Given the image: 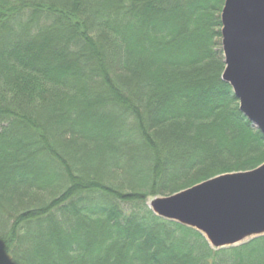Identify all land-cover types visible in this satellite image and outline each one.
I'll use <instances>...</instances> for the list:
<instances>
[{"label":"trees","instance_id":"obj_1","mask_svg":"<svg viewBox=\"0 0 264 264\" xmlns=\"http://www.w3.org/2000/svg\"><path fill=\"white\" fill-rule=\"evenodd\" d=\"M224 0H0V264H264L149 197L264 163L222 80Z\"/></svg>","mask_w":264,"mask_h":264},{"label":"water","instance_id":"obj_2","mask_svg":"<svg viewBox=\"0 0 264 264\" xmlns=\"http://www.w3.org/2000/svg\"><path fill=\"white\" fill-rule=\"evenodd\" d=\"M221 24L222 80L264 137V0H224ZM149 207L199 231L215 249L237 246L264 235V163L155 198Z\"/></svg>","mask_w":264,"mask_h":264},{"label":"rangeland","instance_id":"obj_3","mask_svg":"<svg viewBox=\"0 0 264 264\" xmlns=\"http://www.w3.org/2000/svg\"><path fill=\"white\" fill-rule=\"evenodd\" d=\"M237 173V172H235ZM228 174V173H227ZM219 176V175H218ZM158 197H164V196H155V197H149L148 200H147V205L149 207L150 203L155 199V198H158ZM150 208V207H149Z\"/></svg>","mask_w":264,"mask_h":264}]
</instances>
